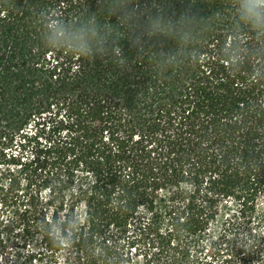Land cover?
<instances>
[{
  "label": "trees",
  "instance_id": "1",
  "mask_svg": "<svg viewBox=\"0 0 264 264\" xmlns=\"http://www.w3.org/2000/svg\"><path fill=\"white\" fill-rule=\"evenodd\" d=\"M110 2L0 0V262L264 264V40L140 0L201 19L138 50ZM92 16L114 56L48 47Z\"/></svg>",
  "mask_w": 264,
  "mask_h": 264
},
{
  "label": "clouds",
  "instance_id": "2",
  "mask_svg": "<svg viewBox=\"0 0 264 264\" xmlns=\"http://www.w3.org/2000/svg\"><path fill=\"white\" fill-rule=\"evenodd\" d=\"M229 6L235 13L236 26L241 31L247 30L253 36L264 40V0H229ZM109 15L115 16L121 26H130V45L139 50L143 47L145 37L175 34L180 25L196 24L201 19L190 8L185 7L178 14H168L163 7H158L153 14L146 15L140 7V0H111ZM143 21V24L140 22ZM67 26L59 21L52 23L46 37L50 49L67 47L73 54L81 58L107 59L114 56L118 42H111L107 32L96 17L74 29V37L67 36ZM121 49V53H122ZM123 56L116 58L119 65ZM61 235L67 239L63 232Z\"/></svg>",
  "mask_w": 264,
  "mask_h": 264
},
{
  "label": "rangeland",
  "instance_id": "3",
  "mask_svg": "<svg viewBox=\"0 0 264 264\" xmlns=\"http://www.w3.org/2000/svg\"><path fill=\"white\" fill-rule=\"evenodd\" d=\"M23 250V249H22ZM16 251H19L18 248L14 247L13 250L10 252V254H7L6 257L8 258L7 261H9L8 263L10 264L12 260H15V256H16ZM16 252V253H15ZM22 255V254H21ZM1 264H4V261L0 262Z\"/></svg>",
  "mask_w": 264,
  "mask_h": 264
}]
</instances>
